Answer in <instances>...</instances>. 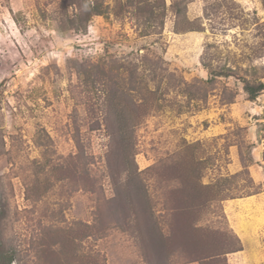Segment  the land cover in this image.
<instances>
[{
    "label": "rangeland",
    "instance_id": "obj_1",
    "mask_svg": "<svg viewBox=\"0 0 264 264\" xmlns=\"http://www.w3.org/2000/svg\"><path fill=\"white\" fill-rule=\"evenodd\" d=\"M243 79L264 0H0V264H264Z\"/></svg>",
    "mask_w": 264,
    "mask_h": 264
},
{
    "label": "trees",
    "instance_id": "obj_2",
    "mask_svg": "<svg viewBox=\"0 0 264 264\" xmlns=\"http://www.w3.org/2000/svg\"><path fill=\"white\" fill-rule=\"evenodd\" d=\"M95 12H99V11H95ZM97 14H102V13H97ZM229 72L230 71H228V70H224V71H220V72L213 71L211 73V75L213 76V79L216 80L217 77H230L231 75ZM213 79H211V80H213ZM243 83H244V90L247 93L249 100H251V101H255L259 97V95H261L264 92V82H262V81H258V80L250 81L247 79H243ZM227 181L228 180H225V183ZM252 183H253V181L250 178V184H252ZM218 196H219V200H221V201L226 200L228 198H234L233 196L228 195L227 191H225L223 189H220L218 191ZM237 250H239V249L237 248ZM237 250L235 249L234 251H237ZM11 262H12V259H9L6 264H10Z\"/></svg>",
    "mask_w": 264,
    "mask_h": 264
}]
</instances>
